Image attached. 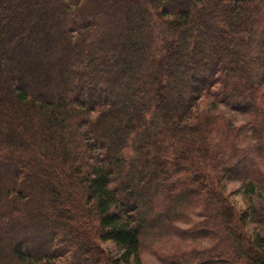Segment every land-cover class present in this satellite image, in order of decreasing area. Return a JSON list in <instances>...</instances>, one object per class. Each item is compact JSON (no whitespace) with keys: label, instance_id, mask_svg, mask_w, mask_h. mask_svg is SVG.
<instances>
[{"label":"trees","instance_id":"obj_1","mask_svg":"<svg viewBox=\"0 0 264 264\" xmlns=\"http://www.w3.org/2000/svg\"><path fill=\"white\" fill-rule=\"evenodd\" d=\"M258 159L264 0H0V264H142L160 231L207 240L172 264H264L221 186Z\"/></svg>","mask_w":264,"mask_h":264},{"label":"rangeland","instance_id":"obj_2","mask_svg":"<svg viewBox=\"0 0 264 264\" xmlns=\"http://www.w3.org/2000/svg\"><path fill=\"white\" fill-rule=\"evenodd\" d=\"M197 108L200 112L217 115L220 119L221 117L226 118L233 127H242V129H239L237 137L239 146L246 149L251 147L254 140L250 134L246 116L224 105H214L211 97L203 98L198 103ZM255 162L257 163L252 166H254L255 170L264 174V159H258ZM257 171L252 172V178L249 176L233 177L229 175L221 178V186L226 196L237 210L245 214L243 226L251 238L264 235V226L252 220L253 209L264 210V183L260 181V178L257 177L258 175L256 176ZM177 225L183 227L179 222ZM102 246L112 251L109 244ZM206 246L207 240L205 239H181L165 231L152 233L143 242L140 253L141 263L172 264L173 259L185 255L187 251L203 249Z\"/></svg>","mask_w":264,"mask_h":264}]
</instances>
